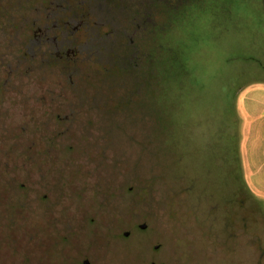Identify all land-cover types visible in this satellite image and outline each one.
<instances>
[{"label": "rangeland", "instance_id": "obj_1", "mask_svg": "<svg viewBox=\"0 0 264 264\" xmlns=\"http://www.w3.org/2000/svg\"><path fill=\"white\" fill-rule=\"evenodd\" d=\"M132 7L130 0L121 4L122 32L107 37L108 51L86 53L75 68L57 67L53 95L40 100L35 70L26 72L23 91H9L10 126L18 124L35 145L12 151L25 165L11 168L6 184L40 196L10 213L5 233L0 220V246L23 264L36 257L70 264V191L105 188L121 194L111 203L107 196V237L130 235L120 262H135L149 239L147 262L163 264L156 254L168 238V264H264V188H255L259 196L250 192L238 152L242 98L264 81V0H138L136 20ZM80 95L87 100L78 105ZM49 96L59 115L73 105L69 132L60 133L68 125L63 118L52 132ZM32 154L36 164L27 159ZM86 156L105 160L107 187L79 173ZM110 243L108 264H115Z\"/></svg>", "mask_w": 264, "mask_h": 264}, {"label": "flooded vegetation", "instance_id": "obj_2", "mask_svg": "<svg viewBox=\"0 0 264 264\" xmlns=\"http://www.w3.org/2000/svg\"><path fill=\"white\" fill-rule=\"evenodd\" d=\"M125 2L127 0H0V166L2 168L0 177L3 175L4 180L3 188H0V220L3 221L4 233L10 213L15 209L27 208L26 200L35 196H32L31 190L10 189L6 184V181L10 182L14 179L10 173L11 168L15 170V168L25 165L24 158L11 156L12 151L18 149L20 153H23L22 151L31 152L30 150L35 145L27 134L16 131L19 127L18 124L10 126L9 91L15 89L23 91L26 72L35 70L39 74L40 81L43 82L40 100L44 101L49 94L53 95L55 91L53 80L59 65L70 64V69L75 68L77 62L88 57H86V53L101 55L102 52L108 51L107 37H110V34L113 33L114 37L121 35V15H123L121 4ZM130 2L133 5V11L130 14L136 20L138 19V0H130ZM113 43L115 44L116 41ZM113 43L110 44L111 47H114ZM48 76H51L50 86L47 82ZM21 93H16V96H21L19 99L23 100L24 97ZM48 100L53 102L50 112H48L49 108L45 109V114H50L52 117V132L56 129L59 118L67 119L64 122L68 124L60 133L69 132L74 127L70 124V117L73 118L76 115L73 105L71 109L70 105L67 106V112L59 115L54 96H49ZM76 100L80 105L87 98L80 95ZM19 115L21 116V114ZM11 128L13 129L11 130ZM22 128L24 127L22 126ZM99 133L108 134L106 129L99 130ZM51 139L50 148L53 150L52 136ZM96 140L97 138L94 137V140L84 141V149L87 150L90 146H95ZM32 152L35 153V150ZM27 159L31 164H36L37 158L34 154ZM104 162L105 160L101 157H87L85 162H82L84 166L79 173L89 174L88 177L93 174L91 178L94 179L97 186L107 187ZM109 163L113 165L111 159ZM114 164H118V166L122 164V158L114 160ZM36 170V175L40 174L41 177L40 168ZM114 176L115 179L117 176L116 174ZM24 185V183H20L21 187ZM132 190L129 187L124 192L129 194ZM86 192H90V195H86ZM110 192H114V194ZM39 196L36 193L35 197ZM107 196L112 197V200H109L111 203L114 201L113 198L120 197L121 194L119 190L110 191L105 188L70 191V217H67V219L70 218V264H108L106 247H109L112 241L116 245L115 253L111 258L115 264H153L154 260H151V263L147 262L151 254H147L143 250L145 244L148 246L149 239L141 244V252L135 255V262L129 260L123 263L116 259L119 251H127L123 240L129 238L130 235L129 231H123L120 237L119 235L107 237L106 209L107 205H110ZM86 197L93 198L92 204H88L90 199L88 200ZM112 207L113 205H111ZM111 208L110 212H112ZM61 219L64 220V218ZM139 228L145 229L146 223H140ZM36 230L37 234L41 232L40 228H36ZM37 234L40 247L43 238L42 236L38 237ZM134 240L137 241L134 242ZM6 241L9 244V239ZM107 243L109 244L107 245ZM138 243V238L131 241V251ZM163 246L162 252L157 253L156 256L161 255L163 264H168V238ZM159 247L160 243L153 245V249ZM11 253L9 246L5 244L0 246V264L24 263V260L18 258L19 255H11ZM34 260L33 262L30 259V264H41L39 257Z\"/></svg>", "mask_w": 264, "mask_h": 264}, {"label": "crops", "instance_id": "obj_3", "mask_svg": "<svg viewBox=\"0 0 264 264\" xmlns=\"http://www.w3.org/2000/svg\"><path fill=\"white\" fill-rule=\"evenodd\" d=\"M242 98L238 152L250 192L264 188V81L250 84ZM261 196V195H260Z\"/></svg>", "mask_w": 264, "mask_h": 264}]
</instances>
